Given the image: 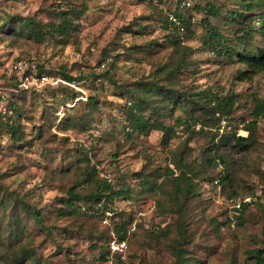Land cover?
<instances>
[{"label":"rangeland","instance_id":"obj_1","mask_svg":"<svg viewBox=\"0 0 264 264\" xmlns=\"http://www.w3.org/2000/svg\"><path fill=\"white\" fill-rule=\"evenodd\" d=\"M180 1H189L190 6L180 7L178 0H0V18L9 14L43 21H51L68 2L87 5L78 29L66 43L10 38L0 30V92L21 103V115L14 113L12 120L23 130L22 142L15 143L7 128H0V198L6 204L0 207V254L5 256L1 264H12L14 254L24 248H34L37 260L17 264H116L117 259L122 264H174L177 232L200 264H254L245 250L262 247L263 241L264 117L255 119L251 111L254 96L264 98V69L252 78L237 79L238 71L246 65L218 58L209 44H203L216 30L225 34L230 48L241 50L242 45L231 33L235 23L225 24L223 16L218 19L208 15V30L201 21L212 5L223 12L237 9L236 0ZM165 11L180 13L192 23L181 44L170 40L159 25ZM256 42L264 45V38L258 37ZM182 53L186 63L182 72L172 76L173 87L210 88L221 95H237L231 115L216 113L219 126L215 140L232 131L246 136L248 123L256 121L253 146L241 150L225 143L221 150L228 155L229 163L204 170L203 179L194 178L197 194L187 198V193L174 197V180L167 181L161 174L166 167L174 168L175 157L181 161L185 158L194 166L201 164L203 147L216 135L217 126L200 130L197 124L193 133L182 124L168 142L156 130L147 136L127 137L122 127L123 108L126 103H134V98L118 88L135 80L153 79L159 65L171 64ZM18 57L53 71L56 80L50 77L48 84L60 81L55 72L62 68L72 75L99 73L104 66L99 67V62L105 59L114 62L112 77L118 85L94 77L91 83L62 80L58 87L28 85L35 90H22V97L15 96V70L10 65ZM15 74L19 82L20 74ZM19 86L26 88L20 82ZM89 96L97 97L98 110L90 108ZM185 101L163 103V121L172 124L177 115L185 116L181 109L189 107ZM152 112V104H146L143 114L152 116ZM66 118H81L79 127L68 131L58 128L59 121ZM226 167L231 180L223 182ZM90 178L108 180L115 187L126 183L130 196L116 197L106 204L108 209H103L84 199L95 191L96 183ZM147 178H154V192L142 185ZM71 188L80 195L74 201L77 209L70 216L60 217L57 210ZM233 192L235 195L229 197ZM19 197L37 202L36 207L43 211L50 209L43 226L35 225L20 209L22 206L16 205ZM242 202L249 205L241 218ZM13 218L23 233L15 238L21 239L8 235L5 226ZM182 219L187 222L186 234ZM121 223L126 227L123 238L124 231L118 234L115 226ZM163 231L169 232L168 238L159 235Z\"/></svg>","mask_w":264,"mask_h":264},{"label":"trees","instance_id":"obj_2","mask_svg":"<svg viewBox=\"0 0 264 264\" xmlns=\"http://www.w3.org/2000/svg\"><path fill=\"white\" fill-rule=\"evenodd\" d=\"M161 1V0H160ZM181 2L178 0L177 3ZM238 3V8L233 9L230 12H223L220 8L210 7L206 11V17L201 21L204 23V27L210 30L209 26L210 21L208 19V15H211L214 18H220L223 16V20H226L225 24L235 23L231 27L232 36L235 38L236 42H239L242 45L241 50H234V48H230V44L226 42L225 34L220 31H214L213 35L211 33L204 40L203 44H209V49L211 53L216 55L218 58L226 57L227 59L233 61L238 60L241 63L246 65V69L239 70L237 73V79L243 78H252L253 75L258 73L260 70L264 69V45L256 44V38L263 37L264 38V0H236ZM181 7V6H180ZM203 7L197 6L198 10H202ZM87 10V5L82 2V4L68 2L65 6H61L56 12L55 17L52 18L51 21H43L42 19H36L33 16H17V15H6L5 17L0 18V30L1 33H4L10 38L18 37L24 39H30L35 42H42L45 39H53L58 43H66L67 39L70 37L73 31L78 29L79 19ZM174 13L177 20L182 24L183 29L172 25V22L169 20L168 12L162 15L159 19V25L162 27L164 31H166V36L169 37L170 40L175 43L181 44L183 40V36L187 35L186 32L190 31L192 23L189 19H186L182 14L175 13L174 11H170ZM185 30V31H184ZM174 31V32H173ZM183 31V32H182ZM222 40V42H220ZM184 53L178 56V59L171 64H161L155 69V74L153 79L151 80H135L131 83H125L123 85H119L118 88H122L124 90L123 94L129 95L131 98H134V103H126L125 109V117H124V125L122 126L124 129V133L127 137H132L134 134H142L149 135L151 131H161L162 139L166 142L170 140V138L175 134L176 127L179 125L185 124L187 129L191 132L195 133L193 130L194 126L199 124L200 130L208 129L209 127L217 126L216 135L212 136L213 139L203 147V155H202V163L195 165L191 164L189 160L182 158L180 159L173 158L174 168L166 167L164 173L165 180H171L175 182V188L173 196L183 195L187 193V197L191 195L197 194V181L199 179H203L204 170H211L212 168H216L218 166H226L229 163L228 155L225 152H222L221 147L225 143H231V147L234 149L248 150L250 149L254 142V130L256 127V121L251 120L246 126V130L248 134L238 135L237 131H232L228 133H222L219 135L218 140H215L216 136H218V124H219V116H216V113H221L225 115H231L234 105L237 101L236 94H228L221 95L210 88H202V89H191L187 90H179V88H175L172 86L174 78L173 75L182 72V68L185 65ZM19 59L16 58L15 60ZM103 61V62H102ZM101 71L92 73L96 74H79L72 75L64 68L57 70L55 74H57V78L60 81H57L55 84H48L49 86L62 85L61 82L64 80L66 83L89 80L94 77V80L103 79L109 81L113 85H118L117 80L113 79L112 70L114 69V62L105 61V59L99 62V67L101 65ZM16 72V69H14ZM36 73L38 75L46 74L51 77L53 80H56L52 74L53 71L46 69L44 66H40L36 69ZM13 74V78L15 79L13 84V89L18 91V94L15 96L22 97V94H19L20 91L28 92L29 90H35L33 87L22 88L19 86V82L17 80V74ZM91 75V76H90ZM68 87V86H64ZM3 92H0V128L6 127V132L9 134L12 142L18 143L22 142V133L23 130L21 128L20 123H16L13 118V114L21 115L20 106L21 103L10 100L9 97L6 98ZM6 99H8L6 101ZM185 101L188 103L187 108H181L185 113V116L177 115L175 117L174 123L167 124L163 121L162 117L164 116L163 111L161 110V105L166 103V101ZM152 104L153 112L152 116H145L143 111L146 109V104ZM90 108L93 111L98 110V99L96 96H89L88 102ZM2 106L5 107V111L2 110ZM166 105H164L165 107ZM196 108L202 110V113H196ZM92 111V112H93ZM91 112V113H92ZM253 117L259 118L264 117V98L259 96H254L253 98V106L251 111ZM200 114V115H196ZM7 117V119H5ZM17 117V115H16ZM81 119V118H80ZM80 119H72L68 118L60 120L58 128L62 130H72L78 126V120ZM11 121V122H10ZM94 127V126H92ZM83 128V125L80 126ZM208 132V131H207ZM93 146L91 145V148ZM93 149V148H92ZM85 154H88L85 152ZM114 158L117 157V154L112 155ZM85 160H88L87 156L84 157ZM202 165L206 168L202 169ZM149 178V177H148ZM147 178L143 179L142 185L145 189H149L154 192L157 184L153 182L154 178L149 180ZM170 178V179H169ZM197 179V181H193V179ZM86 180V179H85ZM84 180V181H85ZM89 180H92L91 178ZM231 180L229 170L226 167L223 172L222 181L228 182ZM93 181V180H92ZM91 182V181H90ZM82 183V182H81ZM95 185V191L92 192L89 196H85L84 199L86 201H92L95 204H99L103 206V209H108L106 204L110 203L112 199L116 197H129L130 196V187L128 184L124 183L121 186L115 187L111 184L110 181L105 180H95L93 181ZM98 183V184H97ZM101 185V186H99ZM235 193H231L229 197L234 196ZM80 195L77 194L74 188H71L68 191V196L65 200H62L63 206L57 210L60 217H66L72 215L76 209L77 205L74 201L79 200ZM18 203L22 206L20 209L27 213V216L30 220L33 221L35 225L41 227L44 225V216L47 211L50 209L43 211L40 208L36 207L37 202L24 200L21 197L16 199V205ZM241 209V218L242 212H244L245 208L249 205L248 202H242ZM0 207H6V204L0 198ZM244 215V214H243ZM19 215L16 216L18 218ZM183 218V217H181ZM184 221V219H182ZM243 220V219H242ZM181 224L183 228V232L186 234V221ZM116 232L118 234H122L120 238L124 237L126 234V227L121 224H117ZM8 235L13 239H21L15 237H22V229L16 223L15 218L9 219L6 223ZM48 233L51 230H47ZM168 231H163L159 235L164 238H168ZM263 241L262 247L250 248L246 249L245 252L247 256L254 261V264H264V230L262 231ZM185 236H188L185 235ZM180 232H177V237L174 238V241L178 243L176 249V256L174 264H200V259L193 257L189 252V248H187L188 244L184 242ZM1 243V240H0ZM22 253L14 254L16 256L12 260V264H17L19 262H23L24 260L36 261L37 253L34 248H24ZM4 255L0 254V264L4 259ZM116 264H122L121 260L117 259Z\"/></svg>","mask_w":264,"mask_h":264},{"label":"built area","instance_id":"obj_3","mask_svg":"<svg viewBox=\"0 0 264 264\" xmlns=\"http://www.w3.org/2000/svg\"><path fill=\"white\" fill-rule=\"evenodd\" d=\"M181 7H188L190 6L189 1H182L180 4ZM168 17L173 25L179 27L180 29H183L181 26V23L177 20L175 15H172L171 13L168 14ZM11 68L16 69L18 73L20 74V84L22 86L28 87V85H34L37 88L44 86L45 84H48L51 82V79L46 74L38 75L36 73V64L33 60H29L26 58H19L15 60L11 65ZM2 110L5 111V107L2 106Z\"/></svg>","mask_w":264,"mask_h":264}]
</instances>
